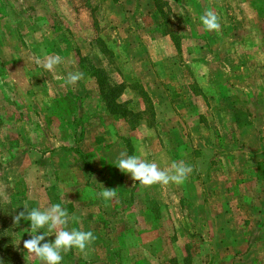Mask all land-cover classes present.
Instances as JSON below:
<instances>
[{
	"label": "rangeland",
	"instance_id": "1",
	"mask_svg": "<svg viewBox=\"0 0 264 264\" xmlns=\"http://www.w3.org/2000/svg\"><path fill=\"white\" fill-rule=\"evenodd\" d=\"M263 4L0 0V225L22 264H41L23 247L31 222H13L25 203H60L75 218L67 229L95 235L84 251L62 252L61 264L262 263L238 260L264 223L254 200L264 164L237 152L234 132L264 127ZM206 10L218 32L204 29ZM46 55L63 62L48 71L35 63ZM79 55L122 84L127 117L104 109ZM77 71L83 79L66 83ZM121 152L193 171L179 185L143 186L115 165ZM104 187L116 197H100Z\"/></svg>",
	"mask_w": 264,
	"mask_h": 264
},
{
	"label": "clouds",
	"instance_id": "2",
	"mask_svg": "<svg viewBox=\"0 0 264 264\" xmlns=\"http://www.w3.org/2000/svg\"><path fill=\"white\" fill-rule=\"evenodd\" d=\"M206 31H219L220 22L217 14L212 10H206L199 17ZM63 62L59 55H46L43 59L36 58L35 63L48 71H53ZM83 79L82 72H69L66 83L76 84ZM115 165L124 173H129L133 181H138L143 186L154 184L168 185L170 183L182 184L193 169L184 161H173L165 168H160L155 162H148L137 155H128L121 152ZM105 200L116 197L117 192L113 188H103L98 194ZM21 218L30 221V238L23 241V247L27 253L37 257L41 264H61L62 252L72 249L84 251L96 237L92 231H83L76 228L67 229L70 220L66 208L60 203L51 204L43 208L29 209L28 204L23 205V211L13 216L14 224H19ZM47 227V232L38 234L41 229ZM54 234V240H45L46 236Z\"/></svg>",
	"mask_w": 264,
	"mask_h": 264
},
{
	"label": "trees",
	"instance_id": "3",
	"mask_svg": "<svg viewBox=\"0 0 264 264\" xmlns=\"http://www.w3.org/2000/svg\"><path fill=\"white\" fill-rule=\"evenodd\" d=\"M156 1L158 0H151L153 5ZM104 49L103 52L106 51L110 54V50H106V47H104ZM77 62L85 72L94 76L104 109L115 117L118 115L127 117L129 110L126 107H122L120 104L122 102L118 100L122 84L112 82L110 77L106 74V71L103 68L95 66L86 55H79ZM133 83L134 84H131L132 87L136 84V81ZM139 87L142 89L144 95L148 97L141 85H139ZM21 260L20 251L12 242L11 233L8 231L5 232L4 226L0 225V264H22Z\"/></svg>",
	"mask_w": 264,
	"mask_h": 264
},
{
	"label": "crops",
	"instance_id": "4",
	"mask_svg": "<svg viewBox=\"0 0 264 264\" xmlns=\"http://www.w3.org/2000/svg\"><path fill=\"white\" fill-rule=\"evenodd\" d=\"M263 6H264V4H263ZM263 15H264V13H263ZM259 18L258 19L261 20V22L263 23L264 22V16L260 15ZM261 121H262V116L260 117V122ZM240 123H241V121H240ZM250 123L251 122L246 121L245 124H250ZM238 126L239 127H236L235 128L236 131L234 132V137L236 138L235 139L236 144H234V148L237 149V152L243 153L242 157L244 159L255 160L256 162L254 164H256V163L264 164V138H263L264 137V130H263L264 127H262V124L260 123V125H259L260 127H262V129L248 132V133H253V134H247V130L241 129V128H246V125H242V127L240 125H238ZM237 128H240V129L237 130ZM256 129H257V126H256ZM243 133H245V134L243 135ZM241 135H243L242 138L250 137L252 142L245 145L243 143ZM238 168L240 169L239 164H238ZM260 195H261V199L255 198L254 200L256 202H259L260 211H262V210L264 211V185L261 188ZM241 196H242V194H240V199H241ZM231 198L234 200V199H236V196L235 197L231 196ZM249 199H252V198L250 197ZM256 231H257V235H259V236H257L255 238V243L252 246H250L251 242H248V239H246L247 235L245 236V240H243V244L245 243L244 244L245 247H244L243 252L240 251L242 253L238 257L239 261H241V262L244 261V259H242L241 257H244V258L247 257V258H245V261L252 260L253 258L254 259L261 258V261H262L261 264H264V223L262 225L257 224L256 225ZM258 242H260V243L257 244ZM249 246H250V248L247 249ZM251 250L255 251V252L251 253L253 255V257L251 254L250 255L247 254V252L248 251L251 252Z\"/></svg>",
	"mask_w": 264,
	"mask_h": 264
}]
</instances>
